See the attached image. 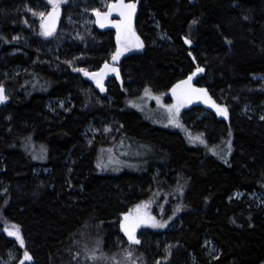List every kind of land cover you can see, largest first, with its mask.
Wrapping results in <instances>:
<instances>
[{
  "label": "trees",
  "instance_id": "1",
  "mask_svg": "<svg viewBox=\"0 0 264 264\" xmlns=\"http://www.w3.org/2000/svg\"><path fill=\"white\" fill-rule=\"evenodd\" d=\"M108 2L68 0L45 37L29 11L47 12L44 0H0V86L7 96L0 105V259L14 248L30 254L26 264H89L87 245L104 255L123 251L122 216L148 200L168 206L164 213L172 209L173 226L138 232L140 243L130 248L141 264H163L164 257V264H264V202L247 197L264 196V119L243 112L264 107V0H125L136 4L143 49L120 59L121 83L111 77L102 95L74 69L96 72L115 50L116 30L100 28L91 11L106 12ZM158 31L166 39L158 40ZM197 67L204 71L193 86L227 117L193 106L180 119L206 147L231 138L227 159L187 145L180 132L153 126L124 104L146 88L171 92ZM92 119L103 120L99 128L108 125L109 135L118 131L115 143L148 144V165L100 174L97 146L110 142H85ZM31 146L41 149L39 160ZM236 191L245 194L230 198ZM17 226L23 246L5 231ZM204 238L218 248L215 258L206 255Z\"/></svg>",
  "mask_w": 264,
  "mask_h": 264
},
{
  "label": "rangeland",
  "instance_id": "2",
  "mask_svg": "<svg viewBox=\"0 0 264 264\" xmlns=\"http://www.w3.org/2000/svg\"><path fill=\"white\" fill-rule=\"evenodd\" d=\"M68 1V0H67ZM38 4V1H36ZM45 4L50 8V6L46 3V0H44ZM65 4V3H64ZM62 4V5H64ZM97 16L95 15V22L100 27H113L116 30L115 23L116 21H119L121 19L118 12H112L107 19L102 20L103 27L100 26V23L97 22ZM131 28L132 32L135 33V35L129 34L127 37L122 36L121 40V48H124L125 45H127V51H124L122 55L119 57L118 60L113 61L112 60V54L116 51L117 48V40H116V48L111 53L110 59L107 61V69H105V75L103 77L102 83L104 87V91H101L100 87L97 86V83L95 79H93L91 76H86L84 72L76 71L82 75L83 78L89 80L99 91L102 95L106 93V82L111 78L114 77L115 80L119 83H121L120 75H119V69L118 64L120 59L128 55L130 53H137L141 52L143 49L142 47H137L136 45L138 43H142L141 39L138 37V35L135 32L134 28V14L132 16L131 20ZM41 30V29H40ZM117 35V30H116ZM136 37L139 38V40L136 39ZM166 39V35L164 33L158 31V40ZM143 45V43H142ZM106 63V62H105ZM105 63L101 66V68L96 72H89V73H98L102 68H104ZM111 69H115L116 71H112ZM187 87V86H183ZM148 89V88H146ZM169 97V101H166V99ZM0 102V105L4 103ZM63 101H53V104H56L55 107L57 110H63L64 108ZM180 104L179 112H176V109L169 108V106ZM126 109L135 110L139 112L143 119L150 123L153 126L174 130L177 132H180L187 143V145L191 146H197V147H203L205 151H207V147L205 145V138L201 133H197L189 128H187L180 119V113L185 108H191L195 106H205V111L202 112V115H207L208 111L210 112H216L218 116H224L217 113V109L212 106L211 102H205V98L197 99L195 96H193L190 99L187 97H181V89H177V97L173 96L172 91L169 93H163V94H154L148 89V93L146 94L145 89L142 91V93L133 98H126L124 101ZM49 107L53 109V105L49 103ZM243 112L249 115H256L258 117H264V107L263 105L259 107L258 109H253L249 107L248 105L244 106ZM103 121V120H102ZM101 119H97L96 122L94 119L90 120L83 131V137L87 144H91L95 138L102 139V140H108V145L105 146H97L98 151L96 155V168L97 171L100 174H119L123 171H135L138 168L139 162L143 161L144 167H146L149 163L150 156H153V152L148 144H140V143H128L127 141H117L115 143L114 138L117 137L116 131L114 134H110V128L108 125L103 126L104 128H99V125L101 122ZM231 139V138H230ZM229 137H225L223 141H221L216 146H210L208 147L209 151L213 153L214 155L220 157L221 159H227L232 150H231V140ZM39 146H31L29 148L30 155L35 158H40L39 152H40ZM41 153V152H40ZM43 170L45 172V168L38 166L36 168V172ZM178 193V192H176ZM244 192L242 191H236L233 192L230 196V198H242L244 196ZM173 198L172 196H170ZM247 197L257 204H263L264 202V196L259 192H252L247 194ZM152 201H141L136 203L134 206H132L125 214H129L131 217H136L138 215L137 205H141L139 209V215L143 217H154L155 221L158 223L163 224V227H153L151 223H140L135 230L136 238L138 239V232L142 230L143 228H153L157 230H163V229H170L173 225L169 224L170 220V213L172 211L168 210L167 212H163L168 206H164V204H160L157 202ZM144 205H147L145 207ZM164 206V207H163ZM175 209V208H174ZM165 215V216H164ZM125 219V215L123 214L122 220ZM169 224V225H168ZM168 225V226H167ZM124 235L125 232L123 231ZM127 245L123 248V251L116 252L113 254H101V250L96 248L95 246H85L82 252L83 260L85 261L90 260L89 264H141L142 259L141 256L136 254V251L130 246L136 245V243H130L128 241L127 236L125 235ZM92 242H94V239H91ZM139 240V239H138ZM91 241L89 240L88 243ZM96 246H99V244H96ZM203 247L205 248L206 255L212 259L215 258L218 255V248L215 246V244L208 238L203 239ZM102 249V248H101ZM131 253V256H127L126 253ZM93 253L95 254V259H92L90 257L93 256ZM88 254V257L87 255ZM87 259V260H86ZM21 260H23L24 264L30 262V260L24 258V253L18 252L16 249L12 248L11 250H8L5 257L0 259V264H12L15 262V264H20ZM87 261V263L89 262ZM84 261V262H85ZM168 261L167 257H164L161 259V262L164 264ZM81 262V261H80ZM83 262V261H82ZM81 262V263H82ZM157 262H160L159 259H157ZM193 264V262H192Z\"/></svg>",
  "mask_w": 264,
  "mask_h": 264
},
{
  "label": "snow or ice",
  "instance_id": "3",
  "mask_svg": "<svg viewBox=\"0 0 264 264\" xmlns=\"http://www.w3.org/2000/svg\"><path fill=\"white\" fill-rule=\"evenodd\" d=\"M66 2L67 0H46V3L50 6L47 12L41 11L37 13L29 9V11L32 12L33 16H39L40 18V28H41L40 34L41 35L48 37L53 34L56 28V21L60 16L61 6L62 4ZM105 7L107 8V11L103 13L99 9H92L91 11H93L94 14L97 16L98 18L97 22L100 23L101 27L104 26L102 23V20L107 19L108 16L112 12H118L121 17L119 21L114 22L116 26V30H117V35H116L117 48H116V51L112 54V60L115 61L119 59V57L122 55L124 51L128 50L127 45H125L124 48H121L122 36L127 37L129 34L133 36L135 35V33L132 32L131 20H132L133 14L136 11V4L135 3H125V0H111V2H108L105 4ZM193 23H196V21H193ZM13 39L15 40L17 39V37L14 36ZM136 39L139 40L138 37H136ZM185 43L190 44L191 41L185 38ZM136 46L142 47L143 45L142 43H138ZM107 67L108 65L106 62L104 68H102L100 72L98 73H89L85 69H74V70L84 72L86 76H91L93 79H95L97 86L100 87L101 91H104L102 80L105 75V69H107ZM111 70L116 71L115 69H111ZM203 71H204L203 68L197 67L196 71L193 72L188 77L187 80L180 81L178 82L177 85H173V88H172L173 96L177 97V89L179 88L181 89V97H187L189 99V102L193 96H195V98L197 99L205 98L206 103L210 102L211 97L207 96V91L205 89L192 88L191 85L189 84L193 76ZM183 86H187V87H183ZM145 92L147 94L148 89H145ZM6 99H7V96L4 94V89L2 86H0V102H3ZM211 103H212V106L217 109L218 114L224 115L225 117H227L226 108H222L221 106L215 104L214 101H211ZM173 107L176 109V112L178 113L180 104L178 103L177 105L169 106L170 109ZM261 119H264V117H261ZM144 206L147 207V205H144ZM140 207L141 205H137L138 215L136 217H131L129 216V214H124L125 219L121 221V229L125 232V235L127 236L128 241L130 243H136V244L140 243V241L136 238V235H135L136 227L140 223L150 222L153 227H163L164 226L163 224L156 222L154 217L140 216L139 215ZM177 211H179V207L177 208ZM5 231L8 232V235L15 236L17 240L20 241L21 246H23V239L19 234L18 226H17L16 231H9L7 229H5ZM126 255L130 257L131 253L130 252L126 253ZM24 258L28 260L31 259V256L27 251L24 252ZM90 258L95 259L96 258L95 254L93 253V256ZM20 264H24L23 260H21ZM157 264H159V262H157Z\"/></svg>",
  "mask_w": 264,
  "mask_h": 264
},
{
  "label": "bare ground",
  "instance_id": "4",
  "mask_svg": "<svg viewBox=\"0 0 264 264\" xmlns=\"http://www.w3.org/2000/svg\"><path fill=\"white\" fill-rule=\"evenodd\" d=\"M187 79H188V78H187ZM187 79H185V80H187ZM183 81H184V80H183ZM193 81H194V79L192 78L191 81L189 82V84L191 85L192 88H195V87L193 86ZM191 83H192V84H191Z\"/></svg>",
  "mask_w": 264,
  "mask_h": 264
},
{
  "label": "water",
  "instance_id": "5",
  "mask_svg": "<svg viewBox=\"0 0 264 264\" xmlns=\"http://www.w3.org/2000/svg\"><path fill=\"white\" fill-rule=\"evenodd\" d=\"M192 84V83H191Z\"/></svg>",
  "mask_w": 264,
  "mask_h": 264
}]
</instances>
